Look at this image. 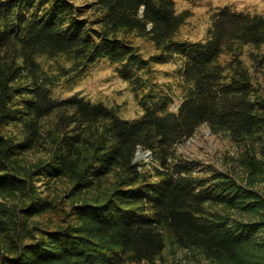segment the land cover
I'll return each mask as SVG.
<instances>
[{"label": "trees", "instance_id": "obj_1", "mask_svg": "<svg viewBox=\"0 0 264 264\" xmlns=\"http://www.w3.org/2000/svg\"><path fill=\"white\" fill-rule=\"evenodd\" d=\"M189 14L176 0H0V196L14 200H0V264H185L168 243L194 264H264V87L243 58L264 63V14L221 6L197 40L180 34ZM173 55L177 87L155 80ZM59 56L68 78L116 63L142 114L56 97L44 59ZM202 124L232 146L220 167L177 150ZM37 146L45 159L21 163ZM51 210L55 225L34 218Z\"/></svg>", "mask_w": 264, "mask_h": 264}, {"label": "rangeland", "instance_id": "obj_2", "mask_svg": "<svg viewBox=\"0 0 264 264\" xmlns=\"http://www.w3.org/2000/svg\"><path fill=\"white\" fill-rule=\"evenodd\" d=\"M85 0H77V3H83ZM179 10L189 9L190 14L186 22L180 30L183 37L197 40L203 39L207 35V29L210 24V16L214 9L221 6L229 5L233 9L247 12H259L264 14V0H176ZM135 41L139 44L141 51L145 56H149L155 52V47L151 41L143 37H135ZM264 51V49H263ZM244 60L249 65L254 76L261 81L264 87V63L261 67L256 68L252 59L246 51ZM58 61L66 64L65 57H46L44 59L45 65L51 70L58 72L60 75L62 71H57ZM180 65V59L173 55L164 62H157L154 64L155 80L161 84L172 83L175 87L178 86L177 69ZM179 91V89H176ZM53 94L59 98L69 97L75 94L86 97L93 102H103L108 106L115 107L120 115L126 119H134L139 117L143 110L139 104L136 92L127 80H125L118 68L117 64L110 61V59L103 58L92 64L85 72L76 75L75 77H66L60 75V82L53 87ZM210 126L202 124L195 133L184 142L178 144L177 150L179 153L187 157H196L202 159L205 163H212L217 166L222 165V159L228 150H232V146L228 139L223 135L209 132ZM4 130L14 135L19 133L20 126L10 123L4 126ZM18 134H15L17 137ZM141 149V148H140ZM147 151L149 149H141ZM45 146H37L30 149L22 155L20 161L23 164L37 163L47 156ZM152 158L144 155L139 160L149 161ZM137 159V160H138ZM46 178L36 180V185L40 186L43 191L50 187L54 191L67 188V182L63 179L51 180L47 184ZM65 204H69V196L63 195ZM4 197L0 196V200ZM5 201H14L12 198H6ZM59 213L51 210L43 215L34 217L36 220L49 222L51 225L59 223ZM165 259L169 261H183L185 264H194V256L183 248L177 247L174 244L168 243L164 252Z\"/></svg>", "mask_w": 264, "mask_h": 264}, {"label": "water", "instance_id": "obj_3", "mask_svg": "<svg viewBox=\"0 0 264 264\" xmlns=\"http://www.w3.org/2000/svg\"><path fill=\"white\" fill-rule=\"evenodd\" d=\"M143 10H144V7H141V12H143ZM211 131H212V129L209 128V132H211ZM151 153H152V151H151L150 149L147 150V151H142V150L139 148L138 151H137V154H136L135 159L137 160L138 158H140V157H142V156H144V155H148V156H150Z\"/></svg>", "mask_w": 264, "mask_h": 264}]
</instances>
